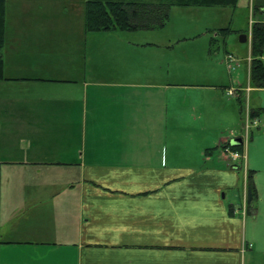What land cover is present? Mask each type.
I'll return each mask as SVG.
<instances>
[{"label":"crops","instance_id":"obj_1","mask_svg":"<svg viewBox=\"0 0 264 264\" xmlns=\"http://www.w3.org/2000/svg\"><path fill=\"white\" fill-rule=\"evenodd\" d=\"M88 1L6 2L4 80L26 82L20 111L81 132L79 141L73 133L71 141H20L3 162L0 264H258L264 117L245 125L247 112L264 109V88L250 85L252 27L249 55L235 69L246 81L237 73L216 86L179 85L162 69L145 79L109 75L87 66ZM54 50L70 54L46 53ZM23 51L46 54L32 61ZM224 95L249 100L244 117L240 108L199 105ZM178 141L196 144L185 152ZM229 141L242 143L241 164L205 154Z\"/></svg>","mask_w":264,"mask_h":264},{"label":"rangeland","instance_id":"obj_2","mask_svg":"<svg viewBox=\"0 0 264 264\" xmlns=\"http://www.w3.org/2000/svg\"><path fill=\"white\" fill-rule=\"evenodd\" d=\"M262 7L264 0H238L236 6L227 7L173 6L168 23L161 28L137 31H88L87 66H91L93 70L100 69L101 73L106 70L105 73L109 75L119 73L128 76L131 71L132 74L140 75L141 79H145L149 74L160 73L162 69L161 73L170 77L173 84L179 85L216 86L221 80L226 83L233 81L237 73L239 77L241 74L242 81H246L244 71L242 69H240L242 72L230 71L224 58L229 52L238 59L248 57V44L242 43L240 36L246 34L253 23L264 20ZM14 8L15 11H11L13 16L18 11L16 6ZM41 28H44L43 22ZM220 28L228 30L220 32ZM33 35L40 37L36 32H33ZM72 50L76 52L75 49ZM44 52L23 51L32 61L46 53L51 54L52 58L55 56L64 58L70 54L62 50ZM248 69L250 72V65ZM24 83L26 82L0 80V176L6 165L3 162L17 154L20 141H49V138L71 141V133L74 134L75 141H79L81 131L75 130L76 126L58 128L54 122L53 125H47L45 120L38 121L37 115L27 116L20 111L25 100ZM224 96L225 98L221 99L202 98L199 105H211L228 113L232 109L231 114L236 109L238 113L237 109L240 107L235 99L228 95ZM243 104L245 109L250 106L249 100L246 99ZM243 124L240 118L237 129L240 133L244 131ZM178 142L182 144L185 152L192 150L196 144L194 142L192 146L184 141ZM200 142L202 144V141ZM173 153L175 154L174 147ZM258 264H264V258L259 259Z\"/></svg>","mask_w":264,"mask_h":264},{"label":"trees","instance_id":"obj_3","mask_svg":"<svg viewBox=\"0 0 264 264\" xmlns=\"http://www.w3.org/2000/svg\"><path fill=\"white\" fill-rule=\"evenodd\" d=\"M6 2L0 0V80L4 79V62L2 51L5 44ZM238 0H89L86 7V29L91 32L114 30H152L164 27L170 19L173 6L188 7H227L236 6ZM228 29H220L226 32ZM264 22L252 25L250 84L264 88ZM240 113L244 117V99L238 98ZM251 121L264 117V109H253L249 112ZM242 154L243 145H232L230 142L206 150L220 154L225 149ZM240 161V160H239ZM256 188L251 175L248 182V200L254 202ZM250 210V207L248 208Z\"/></svg>","mask_w":264,"mask_h":264},{"label":"built area","instance_id":"obj_4","mask_svg":"<svg viewBox=\"0 0 264 264\" xmlns=\"http://www.w3.org/2000/svg\"><path fill=\"white\" fill-rule=\"evenodd\" d=\"M228 64H229V67L231 69H235L236 65H238V60L235 57H233L232 55H229L228 56ZM229 93H232V91H229ZM232 157L234 159H236V158L239 157V154L238 153H233Z\"/></svg>","mask_w":264,"mask_h":264},{"label":"water","instance_id":"obj_5","mask_svg":"<svg viewBox=\"0 0 264 264\" xmlns=\"http://www.w3.org/2000/svg\"><path fill=\"white\" fill-rule=\"evenodd\" d=\"M240 41L242 42V43H245L246 41H247V36L245 35V34H242L241 36H240ZM236 144H237V142H235Z\"/></svg>","mask_w":264,"mask_h":264}]
</instances>
